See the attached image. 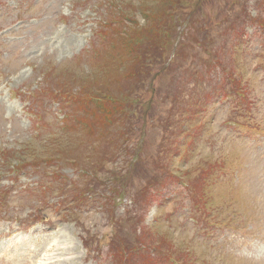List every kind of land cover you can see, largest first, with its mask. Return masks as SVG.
Instances as JSON below:
<instances>
[{
	"label": "rangeland",
	"instance_id": "rangeland-1",
	"mask_svg": "<svg viewBox=\"0 0 264 264\" xmlns=\"http://www.w3.org/2000/svg\"><path fill=\"white\" fill-rule=\"evenodd\" d=\"M162 1L0 0V264H264V0Z\"/></svg>",
	"mask_w": 264,
	"mask_h": 264
},
{
	"label": "trees",
	"instance_id": "trees-1",
	"mask_svg": "<svg viewBox=\"0 0 264 264\" xmlns=\"http://www.w3.org/2000/svg\"><path fill=\"white\" fill-rule=\"evenodd\" d=\"M156 1L159 3V0H156ZM162 2L163 3L160 4V7H158V9L161 10L162 14L158 17V19L156 21H154L150 24L151 29L153 30V34H155L156 39H157L156 42L159 46L160 57H161V54L163 55L165 53V51H167V46L169 44V38L166 37L164 39L163 49H161L163 38L161 36L160 30L164 29V19L166 17H168V18L182 17V19L184 18L185 21H187V22L191 21L192 16L197 14L198 12H200L203 9L204 4L207 3L206 0H197V2L195 4H192V6H190L191 0H163ZM233 2H235V1L234 0L226 1L224 3H226V6L228 8L233 9L235 6V4ZM231 3H232V5L229 6ZM112 4L116 5L113 1H112ZM137 8L135 9V11H133V10L129 11L126 9H124V10L122 9L121 16L120 15L119 16L114 15L113 12H111V18H109V20H108L109 24L113 27L115 25V21L118 19H121L122 22H125L127 20L126 18H128L131 21V22H129L130 28L128 29L129 36L121 34L122 38L120 40L114 41V49L118 50V57H119V60L121 62V65H123V64H125L126 66L128 65L127 74L130 78L133 77L132 79H134V77H135V70L137 72L136 75H138V73L140 72V69L137 68V66H131L132 62H133L132 59L136 63H139L141 56L144 54V52H142L140 50V46L137 45V42L139 41L137 36L134 35L135 27L139 26L138 20L135 17V15H137ZM149 10H150L149 8L141 7L142 14L143 15L145 14V16L148 20H149V14H150ZM202 16H203L201 19L202 26L198 27L197 32L199 34V32L204 31L205 35L202 38H204V41H207L208 36H209V32L207 31V23L212 21V16L209 14H205V13H203ZM254 20H256V19H253L252 22H255ZM246 22L247 21L245 20L243 22V25ZM255 23H257V22H255ZM185 24H187V23H185ZM259 24L263 25V23H259ZM234 27L237 28L238 24ZM126 66L125 67L123 66V68H125V70H126ZM121 69L122 68H119L118 65H115L113 71H115L117 74H120V73H122ZM63 94L69 97V101L77 98L74 95L69 96V93H66V92H64ZM88 96H89V89L86 91V96H78V100L76 103H79L82 100H87ZM98 98L99 99L95 102L96 104H99L103 99H107V101H108V98H110V97H109L108 93H105L104 91H102L101 96H98ZM111 98H113V97H111ZM114 99H116V98L114 97ZM111 100H113V99H111ZM64 102H65V100H64ZM108 109L111 111V115H115L114 123L116 122V120L120 119L121 117L123 118L125 116V111H124V108H122V107L111 108L110 106H108ZM92 124H94V123H92ZM107 126H109V125L102 126V129H105ZM1 161H4V163L5 162L7 163L6 165H7L8 170L11 169V165H15V164L7 161L5 156L0 157V162ZM57 168H60V167H57ZM82 169L85 172V169L84 168H82ZM59 177H60V175L55 174L53 179H57ZM159 181H161V180L160 179L151 180L148 182L147 185H148V187L150 186V188H151L154 185H157V183ZM121 252H123V251H121Z\"/></svg>",
	"mask_w": 264,
	"mask_h": 264
}]
</instances>
